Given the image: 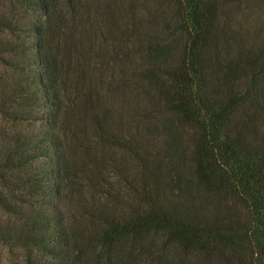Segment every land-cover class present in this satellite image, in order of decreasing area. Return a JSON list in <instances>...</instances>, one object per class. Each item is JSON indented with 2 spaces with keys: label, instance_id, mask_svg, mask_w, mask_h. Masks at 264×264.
Here are the masks:
<instances>
[{
  "label": "trees",
  "instance_id": "16d2710c",
  "mask_svg": "<svg viewBox=\"0 0 264 264\" xmlns=\"http://www.w3.org/2000/svg\"><path fill=\"white\" fill-rule=\"evenodd\" d=\"M120 3L139 43L107 30L102 57L125 65L107 91L145 101L132 113L157 143L118 130L80 62L94 24L114 22L102 0H0L1 249L20 264H264V40L240 48L221 28L264 0Z\"/></svg>",
  "mask_w": 264,
  "mask_h": 264
},
{
  "label": "rangeland",
  "instance_id": "374dc122",
  "mask_svg": "<svg viewBox=\"0 0 264 264\" xmlns=\"http://www.w3.org/2000/svg\"><path fill=\"white\" fill-rule=\"evenodd\" d=\"M117 4H113V2H105L102 0L103 8H106L107 12L110 11V15L114 17V22L110 24V26H97L94 24L92 34L82 43L80 46L83 48V57L80 58V62L84 66V68L88 71L92 69L89 73L90 85L98 87L101 95L103 97L102 101L104 106L108 109L110 108L112 111V115L114 119H116V123L118 119H121V127H116L120 130L124 136L129 135H138L141 138L149 139L153 143H157L158 135L144 133L141 130V126L139 122H136L134 119L132 110L135 105H140L145 101L137 98L133 95H128L127 97H123L122 93L116 91V88H111L107 91L108 83H112L113 80L119 79V73L125 70L124 62L119 60L113 61L112 58H103L102 54L105 53V43L107 40L110 41L109 36L107 35V30L110 31L116 36L120 38L123 35H127L129 40V45L136 47L138 46L139 41L136 40L137 30H133L132 23L134 17L133 13L130 12V9H125L120 3V0H116ZM258 9H262V11H258ZM224 12V11H223ZM220 13V16L223 14ZM259 12V13H258ZM239 20L236 17L230 19L229 23L226 17H222L221 28L224 27L229 33L230 30H236L240 32V37L238 38V42H240V48L249 49V44L253 39V33L259 32V39L264 40V8L261 6L252 7L251 15L248 16L245 13L239 12ZM255 16L257 19L253 18ZM255 29V31H253ZM232 40V39H231ZM126 41V40H122ZM105 42V43H104ZM234 42V40H232ZM230 58L233 57V53L229 55ZM131 61H136V56L130 57ZM103 62L105 65H101ZM109 62V63H108ZM106 64H109L106 66ZM130 65V64H128ZM135 120V121H134ZM100 148L98 149V153H100ZM103 158V157H102ZM106 156H104V160H106ZM76 161V159H75ZM129 165L131 163L129 160L127 161ZM104 169V174L106 177L115 181L113 174L111 173L110 167H108V163L102 164ZM107 168V169H106ZM7 252L0 247V264H16L19 263V259L16 256H12V263L7 259Z\"/></svg>",
  "mask_w": 264,
  "mask_h": 264
}]
</instances>
